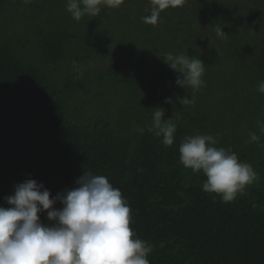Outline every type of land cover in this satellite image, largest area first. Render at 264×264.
<instances>
[{"label":"trees","instance_id":"1","mask_svg":"<svg viewBox=\"0 0 264 264\" xmlns=\"http://www.w3.org/2000/svg\"><path fill=\"white\" fill-rule=\"evenodd\" d=\"M152 7L122 0L76 21L67 0H0V207L25 180L55 197L90 172L121 191L149 264H264V0H184L149 25ZM168 53L203 61L198 91L176 86ZM157 107L176 125L171 146L149 131ZM198 134L256 172L234 200L180 163Z\"/></svg>","mask_w":264,"mask_h":264},{"label":"clouds","instance_id":"2","mask_svg":"<svg viewBox=\"0 0 264 264\" xmlns=\"http://www.w3.org/2000/svg\"><path fill=\"white\" fill-rule=\"evenodd\" d=\"M151 2L150 15L142 19L156 25L162 11L180 7L184 0ZM120 3L122 0H67V11L79 21L85 15L98 16L102 5L118 7ZM216 34L227 36L220 27ZM163 60L179 73L176 86L195 93L204 85L201 59L168 53ZM258 91L264 94V81L259 82ZM165 102L171 104L172 100ZM179 103L193 104L195 96L179 98ZM258 127L264 133V123L258 122ZM176 130L172 117L165 119L164 109L155 108L149 131L171 146ZM249 137V142L259 140L255 133ZM217 143L211 135L186 136L179 146V160L185 168L204 174L205 192L228 202L255 181L257 174L230 149L216 147ZM75 184L55 197L34 179L14 186V194L4 198L9 207H0V264H149L152 246L137 238L130 227L131 209L121 191L105 176L90 172L83 173ZM57 202L62 209L55 208ZM41 213L47 214L48 224L41 222Z\"/></svg>","mask_w":264,"mask_h":264}]
</instances>
